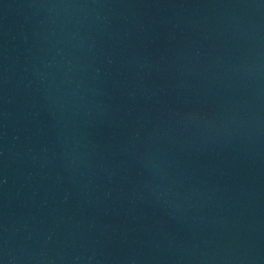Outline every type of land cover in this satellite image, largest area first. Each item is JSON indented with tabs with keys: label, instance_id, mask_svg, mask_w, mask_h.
I'll use <instances>...</instances> for the list:
<instances>
[{
	"label": "water",
	"instance_id": "obj_1",
	"mask_svg": "<svg viewBox=\"0 0 264 264\" xmlns=\"http://www.w3.org/2000/svg\"><path fill=\"white\" fill-rule=\"evenodd\" d=\"M0 264H264V0H0Z\"/></svg>",
	"mask_w": 264,
	"mask_h": 264
}]
</instances>
